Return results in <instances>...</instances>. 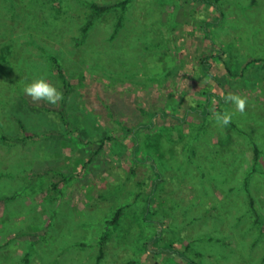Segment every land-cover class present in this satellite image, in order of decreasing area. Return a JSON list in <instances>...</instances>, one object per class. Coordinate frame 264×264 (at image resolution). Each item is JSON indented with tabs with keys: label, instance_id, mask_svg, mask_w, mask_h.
I'll return each instance as SVG.
<instances>
[{
	"label": "rangeland",
	"instance_id": "1",
	"mask_svg": "<svg viewBox=\"0 0 264 264\" xmlns=\"http://www.w3.org/2000/svg\"><path fill=\"white\" fill-rule=\"evenodd\" d=\"M113 1L0 0V264H185L181 253L195 264H264V61L247 64L264 58V0H132L116 35L112 8L83 40L91 3ZM205 54L217 78L203 74ZM38 78L63 94L57 105L23 93ZM228 93L248 104L240 114L228 102L235 114L222 129L214 109ZM19 119L32 137H15ZM151 120L135 157L127 129ZM151 161L162 182L148 223Z\"/></svg>",
	"mask_w": 264,
	"mask_h": 264
},
{
	"label": "trees",
	"instance_id": "2",
	"mask_svg": "<svg viewBox=\"0 0 264 264\" xmlns=\"http://www.w3.org/2000/svg\"><path fill=\"white\" fill-rule=\"evenodd\" d=\"M131 1L132 0H116V1H113V2L105 3L103 5H98L97 3H91V8L93 9V13L88 17V20L86 21V23L81 27V35L84 38L83 40H86V38H87V35H88L87 32H88L90 26H92L93 19L97 15H100V14H102L104 12H107V11L111 10L112 8H118V10H119V15H118L117 21H116V23L114 25L113 33H112V36L116 35V33H118L121 30V28L123 27V24H124L123 20L125 18V13H126V10L128 8V5L130 4ZM208 23L209 22L206 21L205 24H204L206 26V28H207ZM206 38H209V35L207 34V32H206ZM160 41H162V40L160 39ZM163 42H166V41H163ZM211 43L213 45V41ZM145 47H148V46L145 45ZM218 54H220V56H221V53L218 52ZM210 57H211L210 54H205V55H203L201 57L200 64H201V66L203 65V67H202L203 68V74H206V75H208V76H210L212 78H217L216 75L211 74L210 71H209V64H210V60L209 59H210ZM259 60H263L264 61V58H259V57L252 58V59H250L247 62V64H251V63H253L255 61H259ZM50 62H51V65H52V69L54 71L56 70L57 76L59 77L61 82L64 84L65 89H66L65 92H68L67 75L65 74L64 69L62 68L58 58L52 56L51 59H50ZM224 65H225L226 71L230 72V74H232L233 76L237 77V76L240 75L238 73L232 72L230 67L228 66V64H227V62L225 60H224ZM207 95H208L207 96V101L209 103L205 102L204 105L202 106L203 109H204V110H202V113H204L207 116V118L206 117L203 118V121L205 123V125H204L205 128L200 131V135H199V138H198V139H201V141L206 140L205 138H202V136H204L203 132L208 133V130L207 131H205V130L209 129V126L206 127V125L209 124L210 123L209 121L211 120L210 108L209 107L211 105V103H210L211 98L210 97L212 96V93L210 91H207ZM223 97L224 96H220L218 98V100H217V102L215 104L216 107L214 109L215 111H219L220 113H223L224 111H226L227 106L229 107L228 102H225ZM63 106H64V101L60 105V109H59L60 110L59 111L60 117L59 118L61 120H63L65 122V124H67L69 121L67 119L66 114L63 111ZM156 114H157V112H150L151 116H156ZM161 114L163 116H165L166 112H162ZM152 122H153V120L149 121V123H145V121H142V122H139L137 124L136 129L133 128V127H129L127 129L128 132L131 133V136H132L131 139L133 141V144L135 145V148H134L135 149L134 150V156L135 157H137L136 154L139 152L138 151L139 150L138 144L140 142L139 139H138V136H137V130L138 129H142L145 126H148V125L152 124ZM18 124H19L21 133H20V135L16 134L15 137H17L19 139H21V138L25 139V138L32 137V134L26 131V125L24 124V122L21 119L18 120ZM0 137L1 138H7V135L2 134ZM104 139L105 138H100L101 142H103ZM208 139H209V137H208ZM221 141L224 142V143H227V138L225 139L222 135H220V137L218 138L217 142H221ZM207 142H209V140ZM207 142H205V143H207ZM255 143H256V140H255ZM203 144H204V142H203ZM101 147L102 146L100 145V147L95 151V153H98V151L101 149ZM203 149L205 151V147ZM255 153L257 155L259 154V150H258L257 146H255ZM135 157H133V158H135ZM151 162H153V161H151ZM152 168L154 170L153 173L155 174V178L152 177V179H150L151 188H150L147 196L145 197L146 198V205L143 208V213H142V216H141L142 220L144 222H148V223L151 221L150 218L147 215V210H148V207H149V204H150L149 199L155 195V192L158 190V188H160V183L162 182L161 181L162 180L161 179L162 178V172L158 169V166H157V164L155 162H153V167ZM130 170L132 171V168ZM246 178H247V175H246ZM138 184L141 185L143 183H142V181H139ZM140 194L141 193H137V196H140ZM248 202H249L250 209H252L254 211L253 199L250 196H249ZM125 207H127V205H122V206L118 207L115 210L113 216L106 220V227L104 228V232L102 234V238L100 239V247H99L100 255H99L98 258H101L104 255L103 254L104 253L103 250L105 248V244H107L106 242H107V239H108V237L110 235L111 229L113 227H117L120 224L121 219H122L123 214H124ZM153 225H154L155 231H153L151 233L152 239H156L157 240L160 237L159 234L161 233V224L158 221H156V223L153 224ZM165 249L173 251V249L171 248V246L169 244H167L165 246ZM175 252H177V251H175ZM175 254H177V253H175ZM179 256H182L183 261L185 262V264H195L194 260L188 258L186 253H181V255H179Z\"/></svg>",
	"mask_w": 264,
	"mask_h": 264
},
{
	"label": "clouds",
	"instance_id": "3",
	"mask_svg": "<svg viewBox=\"0 0 264 264\" xmlns=\"http://www.w3.org/2000/svg\"><path fill=\"white\" fill-rule=\"evenodd\" d=\"M23 93L33 102L44 101L50 105H57L63 99V94L52 84L43 78H38L25 84ZM225 102L234 105L235 113L243 114L246 110L248 99L236 93H228L224 97ZM235 113L223 112L215 113L213 120L215 124L222 129L227 128L232 123V117Z\"/></svg>",
	"mask_w": 264,
	"mask_h": 264
}]
</instances>
